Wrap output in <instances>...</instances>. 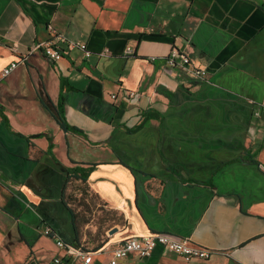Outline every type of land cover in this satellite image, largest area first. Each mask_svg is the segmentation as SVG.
Segmentation results:
<instances>
[{
	"label": "crops",
	"instance_id": "0c3cea01",
	"mask_svg": "<svg viewBox=\"0 0 264 264\" xmlns=\"http://www.w3.org/2000/svg\"><path fill=\"white\" fill-rule=\"evenodd\" d=\"M50 24L91 55L60 42L48 59L34 45ZM173 45L202 75L166 62ZM14 60L0 82V264H52L64 252L46 226L92 251L159 231L218 250L188 264H264V0H0V71ZM63 79L65 115L90 139L57 120ZM144 111L160 115L127 130ZM75 165L86 181L68 178ZM117 264L184 260L159 244Z\"/></svg>",
	"mask_w": 264,
	"mask_h": 264
},
{
	"label": "built area",
	"instance_id": "2783aa9c",
	"mask_svg": "<svg viewBox=\"0 0 264 264\" xmlns=\"http://www.w3.org/2000/svg\"><path fill=\"white\" fill-rule=\"evenodd\" d=\"M53 33V38L47 41L38 42L34 48L40 49L43 54L50 60L58 61L63 57V49L60 42H64L67 47H79L86 56L91 55L87 44L81 41H73L67 39L61 32H58L53 25H49ZM155 59V58H153ZM166 62L171 67H183L195 75H202L200 68L192 67V60L190 56L179 49L178 46L173 45L170 52L166 56ZM19 61L14 60L9 65L5 66L0 71V82L9 76L13 70L18 66ZM129 95H136V91H129ZM112 97H116L113 94ZM264 111V106L262 108ZM261 111L257 110L256 115H260ZM44 233L51 236L57 246L63 250V254H57L53 257L52 264H91L96 255L110 254V258L106 264H117L118 260L125 258L131 254H136L140 257L149 256L154 248L161 244L167 250L172 251L184 260V264H188L194 259H208L218 250L207 248L201 245L193 244L188 238L179 237L177 235L167 232H152L142 236L129 237L119 242L111 249L101 248L95 251L87 250L81 245L73 244L65 241L63 238L57 236L50 226H46Z\"/></svg>",
	"mask_w": 264,
	"mask_h": 264
},
{
	"label": "trees",
	"instance_id": "16d2710c",
	"mask_svg": "<svg viewBox=\"0 0 264 264\" xmlns=\"http://www.w3.org/2000/svg\"><path fill=\"white\" fill-rule=\"evenodd\" d=\"M75 89V87H73L72 85H70L66 80H62V90L59 96V101L57 104V120L59 121L61 127L67 131V132H73V133H77L79 135H82L84 137H86L87 139H90L88 134L80 127L70 123L65 115V111H64V89ZM0 113L3 117V119L8 122V118L7 116L4 114V112L2 110H0ZM159 113L154 112V111H144L142 114V119L141 121L136 124L133 127H126L127 130L129 131H136L139 130L141 128H143L145 125H147L150 121V119L154 118V117H159ZM94 143V142H93ZM97 143H100L97 141ZM50 147H52V142L50 143ZM91 171V168L87 169L84 168L80 165H75L73 167H69L68 168V178L69 179H81L83 181H86L89 172ZM78 245L83 246L84 248L87 249V247L80 243L77 242Z\"/></svg>",
	"mask_w": 264,
	"mask_h": 264
}]
</instances>
